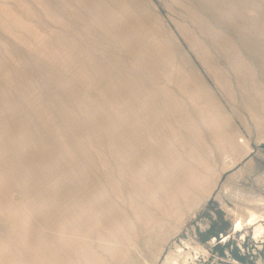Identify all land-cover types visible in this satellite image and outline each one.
Listing matches in <instances>:
<instances>
[{
  "label": "rangeland",
  "instance_id": "rangeland-1",
  "mask_svg": "<svg viewBox=\"0 0 264 264\" xmlns=\"http://www.w3.org/2000/svg\"><path fill=\"white\" fill-rule=\"evenodd\" d=\"M120 1L0 0V264H264V0Z\"/></svg>",
  "mask_w": 264,
  "mask_h": 264
},
{
  "label": "bare ground",
  "instance_id": "bare-ground-1",
  "mask_svg": "<svg viewBox=\"0 0 264 264\" xmlns=\"http://www.w3.org/2000/svg\"><path fill=\"white\" fill-rule=\"evenodd\" d=\"M117 1V0H116ZM122 1V0H121ZM121 1H120V3H121ZM114 2V1H113ZM112 2V3H113ZM119 2V1H118ZM116 3V2H115ZM123 3V2H122ZM118 4V3H117ZM114 5V4H113ZM116 7V6H115ZM133 22V21H132ZM135 22V21H134ZM136 25H138V24H136ZM135 26V25H134ZM137 28V27H136ZM139 28V27H138ZM140 31V30H139ZM142 33V32H141ZM142 35V34H141ZM140 36V35H139ZM146 36V35H145ZM143 37V36H142ZM144 38V37H143ZM142 38V39H143ZM146 38H148V37H146ZM192 38V37H191ZM145 39V38H144ZM190 39V38H189ZM145 42V41H144ZM189 42H191V41H189ZM149 43V42H148ZM147 43V44H148ZM193 43V42H192ZM191 43V44H192ZM195 44V43H194ZM195 46V45H194ZM197 46V45H196ZM143 47V49L145 50V53L148 55V61H151L152 63H155L154 62V60L156 59L157 60V58L155 57V53L154 52H152V51H150V50H148L147 48H144V46H142ZM152 47V46H151ZM193 47V46H192ZM160 48V47H159ZM163 48V47H162ZM158 49V48H157ZM161 49V48H160ZM164 49V48H163ZM157 51V50H156ZM158 51H160L159 49H158ZM161 52H162V50H161ZM167 52V51H166ZM169 52V51H168ZM163 53H165V52H163ZM162 53V54H163ZM170 54V53H169ZM167 55V54H166ZM167 56H169V55H167ZM161 57V56H160ZM171 58V57H170ZM143 59V58H142ZM166 59H167V57H166ZM155 60V61H156ZM169 60V59H168ZM171 60V59H170ZM173 61V60H172ZM175 61V60H174ZM173 61V62H174ZM172 62V63H173ZM157 63V62H156ZM175 63V62H174ZM173 63V64H174ZM144 64V63H143ZM153 65V64H152ZM157 65H159L158 63H157ZM168 65V64H167ZM154 66V65H153ZM158 67V66H157ZM174 67V66H173ZM149 68V67H148ZM154 68H156V67H154ZM165 68V67H164ZM163 69V68H162ZM151 70V69H150ZM156 70V69H155ZM170 71H172V70H170ZM188 88V87H187ZM140 90H144V89H140ZM146 90V89H145ZM193 90H196V89H193ZM197 91V90H196ZM195 91V92H196ZM142 92V91H141ZM140 92V93H141ZM194 92V91H193ZM139 93V92H138ZM143 95V94H142ZM192 96H194L193 94H192ZM203 96H201V98H202ZM204 99V98H203ZM177 100V99H176ZM204 100H206V99H204ZM203 100V101H204ZM213 100V99H212ZM175 101V100H174ZM181 101V100H180ZM200 102H201V100H200ZM204 102H208V100L207 101H204ZM203 102V103H204ZM213 102V101H212ZM211 102V103H212ZM139 103V102H138ZM202 103V102H201ZM197 104V103H196ZM198 104H200V103H198ZM263 105V104H262ZM261 105V106H262ZM135 106V105H134ZM138 106H140V105H138ZM178 106V105H177ZM184 106V108H185V105H181V107L180 106H178L179 108H182ZM196 106V105H195ZM199 106V105H198ZM206 106H209V104L208 105H206ZM211 106V105H210ZM247 106V105H246ZM133 107V106H132ZM136 107V106H135ZM172 108V107H171ZM176 108V107H175ZM187 108V107H186ZM209 108H212V107H209ZM137 110L139 109V108H136ZM140 109H141V107H140ZM150 109V108H149ZM137 110H136V112H137ZM185 110V109H184ZM204 110V109H203ZM140 111V110H139ZM138 111V112H139ZM147 111V110H146ZM151 111V110H150ZM209 111V110H208ZM256 111V110H255ZM259 111V110H258ZM137 112V113H138ZM142 112H143V110H142ZM211 112V111H210ZM140 113V112H139ZM138 113V114H139ZM259 113V112H258ZM136 114V113H135ZM140 114H142V113H140ZM178 114V113H177ZM176 114V117L178 116ZM205 114H206V112H205ZM138 116H140V115H138ZM182 116V115H181ZM188 116V115H187ZM192 116H193V113H192V115H191V120H192ZM260 116V115H259ZM184 117V116H183ZM182 117V118H183ZM194 117V116H193ZM140 118V117H139ZM172 118H174V116H172ZM175 119V118H174ZM179 119H180V117H179ZM178 119V120H179ZM196 119H198L197 117H196ZM142 120V119H141ZM140 120V121H141ZM187 120H188V117H187ZM190 120V121H191ZM194 120H195V117H194ZM193 120V121H194ZM166 121V120H165ZM174 121V120H173ZM181 121V120H180ZM179 121V122H180ZM189 121V122H190ZM143 122H144V119H143ZM167 122V121H166ZM175 122V121H174ZM186 122H188V121H184V123L186 124ZM145 123V122H144ZM173 123V122H172ZM182 123V122H181ZM211 123V122H210ZM125 124V123H124ZM141 124V123H140ZM139 124V125H140ZM146 124V123H145ZM177 124H179V123H177ZM123 125V124H122ZM143 125V124H142ZM141 126V125H140ZM171 126V125H170ZM175 126L177 127V125L175 124ZM179 126V125H178ZM182 126V125H181ZM120 127V126H119ZM183 127H184V125H183ZM187 127H190V125L189 126H187ZM210 127V126H209ZM124 128V127H123ZM132 128H133V126H132ZM132 128H130V129H132ZM170 128H173L172 126L170 127ZM182 128V127H181ZM213 128V127H212ZM211 127L209 128V129H212ZM134 129V128H133ZM137 129V128H136ZM135 129V130H136ZM145 129H146V127H145ZM176 129V128H175ZM188 129V128H187ZM121 130V129H120ZM125 130V129H124ZM123 130V131H124ZM138 130V129H137ZM185 130H186V128H185ZM194 130V129H193ZM122 131V130H121ZM122 131V132H123ZM139 131H145V133L143 132V134H146L147 135V133L148 132H146V130H139ZM153 131H155L154 129H153ZM188 131V130H187ZM194 131H198V130H194ZM193 131V132H194ZM78 132H79V130H78ZM77 132V133H78ZM119 132V131H118ZM122 132H120V133H122ZM176 132V131H175ZM175 132H173V133H175ZM200 132H202V131H200ZM216 132V131H215ZM124 133H125V131H124ZM130 133H132V131H130ZM140 133V132H139ZM154 133V132H153ZM156 133H157V131H156ZM155 133V134H156ZM160 133V132H159ZM210 133H212V132H210ZM191 134H192V132H191ZM202 135H203V133H201ZM133 135V134H132ZM131 135V136H132ZM137 135V134H136ZM135 135V136H136ZM139 135H142V134H139ZM177 135V134H176ZM118 136H120V135H118ZM131 136H129L130 138H132ZM156 136H157V134H156ZM143 138H144V136H142ZM177 137H178V135H177ZM195 137V136H194ZM128 138V137H127ZM130 138H128L129 140H130ZM138 138V137H137ZM136 138V139H137ZM146 139V138H145ZM198 139V138H197ZM196 139V140H197ZM133 140V139H132ZM131 140V141H132ZM115 141H117V140H115ZM138 141V140H137ZM158 141H159V139H158ZM188 141V140H187ZM199 141V140H198ZM149 142H150V140H149ZM190 142V141H189ZM188 142V143H189ZM120 143V142H119ZM170 143V142H169ZM240 143H245L244 142V140H242ZM137 144V143H136ZM140 144V143H139ZM156 144V143H155ZM159 144V143H158ZM157 144V145H158ZM129 145V144H128ZM142 145V144H141ZM141 145H138L139 147H141ZM156 145V146H157ZM165 145V144H164ZM163 145V146H164ZM124 146V145H123ZM130 146H132V145H130ZM130 146H128L129 148H132V147H130ZM157 147H160V146H157ZM156 147V148H157ZM160 148H162V147H160ZM160 148H157V149H160ZM246 148H248V146L246 145ZM119 154H120V157H121V160L123 161L122 163L123 164H121V166L123 165V166H125V165H134V160L135 159H133V157H135L136 155H134V153H131L130 151L129 152H127L124 148H122V147H120L119 146ZM165 149V148H164ZM171 149V148H170ZM170 149H168V150H170ZM168 150H166V151H168ZM174 150V149H173ZM159 151V150H158ZM165 151V150H164ZM132 152H133V150H132ZM138 152V151H137ZM160 152V151H159ZM163 152V151H162ZM154 153V152H153ZM161 153V152H160ZM165 154H166V152H164ZM178 153V152H177ZM118 154V155H119ZM134 156H133V155ZM156 154H157V151H156ZM159 154V153H158ZM162 154V153H161ZM170 154V153H169ZM184 154V153H183ZM146 155V154H145ZM152 155V154H151ZM160 155V154H159ZM167 155V154H166ZM178 155V154H177ZM28 156V155H27ZM143 156V155H142ZM165 155H163V157H164ZM174 156V155H173ZM173 156H171V157H173ZM176 156V155H175ZM139 157V156H138ZM137 156H136V158H138ZM152 157V156H151ZM161 157H162V155H161ZM161 158V159H166L165 157L164 158ZM167 157V156H166ZM158 158V157H157ZM168 158V157H167ZM174 158V157H173ZM178 158V157H177ZM177 158H175V159H177ZM143 159V158H142ZM149 159V158H148ZM153 159V158H152ZM174 159V160H175ZM139 160V159H138ZM154 160L156 161V163H157V159H155L154 158ZM187 160V159H186ZM153 161V160H152ZM160 161V160H159ZM178 161V160H177ZM135 162H137L136 160H135ZM140 162H141V160H140ZM165 162V161H164ZM138 163V162H137ZM155 163V164H156ZM160 164L162 163V162H159ZM152 164V163H151ZM154 164V163H153ZM154 164V165H155ZM168 164V163H167ZM146 165V164H145ZM120 166V167H121ZM161 166H167V165H163V164H161ZM159 167L160 169L162 168V167ZM152 167V166H151ZM154 168H156V166H153ZM123 168V167H122ZM158 168V167H157ZM158 168V169H159ZM126 169V168H125ZM124 169V170H125ZM147 169V168H146ZM148 169H152V168H149L148 167ZM162 170V169H161ZM161 170H160V172H161ZM112 171V170H111ZM111 171H110V173H111ZM122 172H123V170H121ZM132 171H133V169H132ZM145 171V170H144ZM143 171V172H144ZM155 171V170H154ZM142 172V173H143ZM146 172V171H145ZM168 172H169V170H168ZM167 172V173H168ZM125 173V172H124ZM154 173V172H153ZM152 173V174H153ZM165 173V172H164ZM166 173V175H168ZM114 174V173H113ZM127 174V173H126ZM129 174V173H128ZM128 174L127 175H125V176H127L128 177ZM144 174V173H143ZM151 174V173H150ZM150 174H149V177H150ZM140 176H141V174H139ZM145 175H147L146 173H145ZM155 175V174H154ZM170 175H171V173H170ZM111 176V175H110ZM115 176V175H114ZM119 176V175H118ZM138 176V175H137ZM162 176V175H161ZM109 177V176H108ZM107 177V178H108ZM113 177V176H112ZM142 177V176H141ZM144 177V176H143ZM147 177V176H146ZM152 177V176H151ZM168 177H169V175H168ZM202 177V176H201ZM115 178V177H114ZM129 178V177H128ZM127 178V179H128ZM156 178H158V177H156ZM156 178H154L153 177V180H155ZM164 178V180H165V177H163ZM163 178H161V179H163ZM108 179H110V178H108ZM115 179H117V177L115 178ZM126 179V180H127ZM146 178L144 177V179H142L141 180V184H143L144 185V187L145 186H150V185H148L149 184V182L147 181V180H145ZM114 180V179H113ZM130 180V179H129ZM138 180V178L136 177V180H135V182ZM140 180V179H139ZM149 180V179H148ZM157 180H159V178L157 179ZM164 180H162V181H164ZM170 180H171V177H170ZM124 181V180H123ZM150 181V180H149ZM167 181H168V179H167ZM151 182V181H150ZM154 182V181H153ZM155 182H156V180H155ZM153 183V185H156L157 183ZM90 183H91V181H90ZM107 183H109V180L107 181ZM110 183H111V181H110ZM117 183V182H116ZM124 183V182H123ZM137 183V182H136ZM152 183V182H151ZM203 183V182H202ZM94 185V184H93ZM137 185H139V184H137ZM158 186H160V184H159V182H158V184H157ZM88 186V185H87ZM116 186V185H115ZM141 186V185H140ZM112 187V186H111ZM123 187V186H122ZM142 187V186H141ZM114 188H116V187H114ZM140 188V187H139ZM147 188V187H146ZM85 189V188H84ZM84 189H82V190H79V194H81V192H84L83 190ZM89 189H91V188H89ZM35 190V189H34ZM117 190V189H116ZM115 190V191H116ZM138 190V189H137ZM140 190V189H139ZM142 190H144V188L142 187ZM154 189H153V186L151 187V191H153ZM74 191V190H73ZM81 191V192H80ZM89 191H91V190H89ZM146 191V190H145ZM149 191V190H148ZM74 192H76V191H74ZM125 192H126V189H125ZM175 192V191H174ZM173 192V193H174ZM65 193V192H64ZM86 193V192H85ZM84 193V194H85ZM143 193V192H142ZM145 193V192H144ZM66 194H68V193H66ZM87 194V193H86ZM85 194V195H86ZM107 194V193H106ZM60 195H62V194H60ZM65 195V194H64ZM83 195V194H82ZM92 195V194H91ZM99 195V194H98ZM173 195H175V193L173 194ZM87 196V195H86ZM94 196V195H93ZM108 196V195H107ZM83 197V196H82ZM92 197V196H91ZM126 197V196H125ZM130 197H131V194H130ZM64 198V197H63ZM69 198H71V197H69ZM78 198V197H77ZM77 198H74V200H78ZM93 198H96V196L95 197H93ZM93 198H91V200L93 199ZM98 198V197H97ZM102 198V197H101ZM132 198L133 197H131V200H132ZM170 198V197H169ZM176 198V197H175ZM72 199V198H71ZM109 199V198H108ZM128 199H130V198H128ZM135 199V198H134ZM82 200H83V204L87 201H85L84 202V200L85 199H83L82 198ZM90 200V199H89ZM169 200V199H168ZM171 200V199H170ZM173 200H174V198H173ZM72 201V200H71ZM93 201V200H92ZM74 202V201H73ZM100 205V204H99ZM107 206V205H106ZM261 206H263V209H264V204H261ZM111 207V206H110ZM137 207V206H136ZM160 207V206H159ZM107 208V207H106ZM105 208V210H110V208L108 209H106ZM160 208H162V210L164 211L165 209H163V207H160ZM140 209V208H139ZM136 210V209H135ZM141 210H143V211H147V210H145V208L144 209H141ZM77 211H78V209H77ZM112 211V210H111ZM74 212H75V210H74ZM93 212V211H92ZM91 212V213H92ZM104 212V211H103ZM106 212V211H105ZM109 212V211H108ZM108 212H106V213H108ZM232 212L234 213V214H236L235 213V211H233L232 210ZM97 213H99V212H97ZM150 214V213H149ZM153 214V213H152ZM75 215H76V213H74V217H75ZM91 215V214H90ZM104 215V214H103ZM107 215V214H106ZM151 215V214H150ZM86 216V215H85ZM108 216V215H107ZM110 216V215H109ZM237 216V218H236V220H235V222H234V226L236 225V224H238L237 225V227H236V229L234 230V228L232 229V231L234 230L236 233H239V232H241V233H244V231L246 230V229H254V234H255V237L258 239V238H262V236H263V234H264V213H260V212H256V211H253V210H251V209H248L247 210V214H246V216L245 217H243V216H240V215H236ZM105 217V216H104ZM113 217H114V214H113ZM114 218H116V215H115V217ZM78 219H79V217H78ZM76 220V219H75ZM80 220V219H79ZM148 220V219H147ZM157 220V219H156ZM78 221V220H77ZM138 221V220H137ZM150 221H151V219H150ZM160 220H158V222H159ZM79 223V222H78ZM116 223V222H115ZM144 224V223H143ZM152 224V223H151ZM153 225V224H152ZM146 227H147V225H146ZM151 227V226H150ZM76 229V228H75ZM102 233V232H101ZM79 236V235H78ZM84 237V236H83ZM134 237V236H133ZM187 244V243H186ZM188 246H189V250L187 251L186 249H182V247H176V251H173V252H170L167 256H166V258H165V260H164V262H163V264H197V262H196V259L197 258H195L194 257V255H193V252H195V254H198V253H201V252H204V250L202 249V248H195V247H191V245H189V244H187ZM127 253V252H126ZM125 254V253H124ZM129 254V253H128ZM119 255H121V254H119ZM127 256V255H126ZM123 260H125V258L126 257H124L123 256ZM159 258V257H158ZM157 261V260H156ZM146 264H148V263H146Z\"/></svg>",
  "mask_w": 264,
  "mask_h": 264
}]
</instances>
